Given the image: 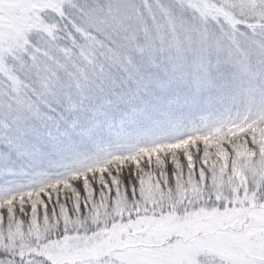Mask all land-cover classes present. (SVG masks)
Wrapping results in <instances>:
<instances>
[{"label":"snow or ice","instance_id":"6c2138e0","mask_svg":"<svg viewBox=\"0 0 264 264\" xmlns=\"http://www.w3.org/2000/svg\"><path fill=\"white\" fill-rule=\"evenodd\" d=\"M0 264H264V0H0Z\"/></svg>","mask_w":264,"mask_h":264}]
</instances>
